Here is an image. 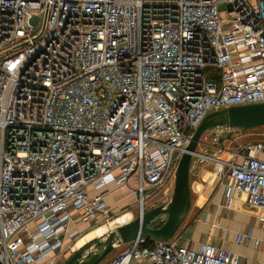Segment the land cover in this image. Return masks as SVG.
<instances>
[{
	"label": "built area",
	"instance_id": "obj_1",
	"mask_svg": "<svg viewBox=\"0 0 264 264\" xmlns=\"http://www.w3.org/2000/svg\"><path fill=\"white\" fill-rule=\"evenodd\" d=\"M261 103L264 0H0V264H60L74 216L112 217L89 189L156 207L207 114ZM225 154L191 168L213 163L264 222V144ZM178 240L138 236L109 264H254Z\"/></svg>",
	"mask_w": 264,
	"mask_h": 264
},
{
	"label": "crops",
	"instance_id": "obj_2",
	"mask_svg": "<svg viewBox=\"0 0 264 264\" xmlns=\"http://www.w3.org/2000/svg\"><path fill=\"white\" fill-rule=\"evenodd\" d=\"M260 158H264V155H260ZM198 163L200 165L204 164L202 162ZM193 167L194 169L190 168L189 183L190 193L194 198H192L190 209L184 221L175 234L179 238L178 244L196 251L202 243H208L238 256L240 263L264 264V222L259 220L262 213L246 205L242 195L225 196L224 180L220 181L215 173V167L207 164H204L202 168L196 164ZM117 190L120 189L110 183L100 191L89 189L91 196L98 193L105 196V202L110 209V213L113 209H121L122 212H119L118 216L116 213L114 218L110 217L108 220H106V217H99L98 220L101 221L99 224L97 220H90L81 215L74 216L73 224L70 225V232L77 231L78 236L73 241L76 246L73 252L88 243L105 237L112 228L127 224L135 219L133 213L125 211L128 207L125 206L127 205L125 202L117 203L112 199L114 194L118 192ZM127 194L128 199L134 202L130 194ZM126 214L131 216L127 222L116 225L111 224L112 221ZM103 225L106 227L104 235L95 234L94 239L84 241L83 237L86 234L95 232ZM65 240L71 242L68 236ZM120 248L122 249L121 246L115 249L116 253H110L106 257L107 260L106 258L103 260L105 261L103 264H109L121 250ZM73 252H69L70 255ZM64 263L65 261L62 260L60 264ZM131 264H149V262L136 260L132 261Z\"/></svg>",
	"mask_w": 264,
	"mask_h": 264
},
{
	"label": "water",
	"instance_id": "obj_3",
	"mask_svg": "<svg viewBox=\"0 0 264 264\" xmlns=\"http://www.w3.org/2000/svg\"><path fill=\"white\" fill-rule=\"evenodd\" d=\"M261 126H264V103L228 107L207 114L194 130L187 150L179 161L169 200L74 251L64 264H99L117 247L138 236L161 242L174 237L190 209V168L203 134L214 129L249 130ZM162 214L165 215L163 223L154 226Z\"/></svg>",
	"mask_w": 264,
	"mask_h": 264
},
{
	"label": "rangeland",
	"instance_id": "obj_4",
	"mask_svg": "<svg viewBox=\"0 0 264 264\" xmlns=\"http://www.w3.org/2000/svg\"><path fill=\"white\" fill-rule=\"evenodd\" d=\"M249 143L250 144H256V143L264 144V126L254 128V129H249V130L214 129V130L207 131L206 133L203 134L201 138V142L197 148V152L199 154H209L214 157L217 156L222 159L223 158L226 159V154H225L226 152H234L239 147L249 144ZM198 162H202L204 164L212 165L213 167H215L213 163L206 161V160L201 161L200 159H194L193 166L194 164H196V165L201 166L200 168H202L204 164L200 165ZM117 191L118 192L114 194L112 199L116 201L117 203L125 202L127 204L125 206H128L127 209H125V211H129L133 213L134 217H136L137 215L136 208L134 206V202L128 199L127 197L128 192H126L124 189H120ZM172 191H173V184H171L169 187H165L164 190L158 195V197L152 201V203L155 206H159L165 203L171 197ZM192 198H194L193 195H191V201H192ZM119 212H122L121 209L111 210L112 217L114 218L113 213H119ZM164 219H165V215L162 214L156 219L154 224L158 225L160 223H163ZM111 230H113V228ZM121 247H123V245ZM111 253H116V252L114 250ZM69 256H70V253L68 252L64 256L63 262L66 261ZM101 263L103 264L105 263V261Z\"/></svg>",
	"mask_w": 264,
	"mask_h": 264
},
{
	"label": "bare ground",
	"instance_id": "obj_5",
	"mask_svg": "<svg viewBox=\"0 0 264 264\" xmlns=\"http://www.w3.org/2000/svg\"><path fill=\"white\" fill-rule=\"evenodd\" d=\"M130 214H126V215H122L121 217H119L117 220L112 221V225H116V224H120V223H125L128 221V219L130 218ZM106 232V227L103 225L100 228H98L95 232H89L88 234H86L83 239L84 241H90L91 239H94L95 234L98 235H104ZM76 247V246H75Z\"/></svg>",
	"mask_w": 264,
	"mask_h": 264
},
{
	"label": "flooded vegetation",
	"instance_id": "obj_6",
	"mask_svg": "<svg viewBox=\"0 0 264 264\" xmlns=\"http://www.w3.org/2000/svg\"><path fill=\"white\" fill-rule=\"evenodd\" d=\"M155 223V222H154ZM160 224H162V223H160ZM160 224H158V225H160ZM154 226H158V225H155V224H153Z\"/></svg>",
	"mask_w": 264,
	"mask_h": 264
},
{
	"label": "trees",
	"instance_id": "obj_7",
	"mask_svg": "<svg viewBox=\"0 0 264 264\" xmlns=\"http://www.w3.org/2000/svg\"><path fill=\"white\" fill-rule=\"evenodd\" d=\"M158 226H159V225H158ZM158 226H157V227H158Z\"/></svg>",
	"mask_w": 264,
	"mask_h": 264
}]
</instances>
